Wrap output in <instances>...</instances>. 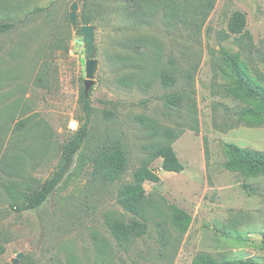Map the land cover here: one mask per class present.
Listing matches in <instances>:
<instances>
[{
	"label": "rangeland",
	"instance_id": "374dc122",
	"mask_svg": "<svg viewBox=\"0 0 264 264\" xmlns=\"http://www.w3.org/2000/svg\"><path fill=\"white\" fill-rule=\"evenodd\" d=\"M73 1L0 0V18L14 20L53 3L50 14H28L13 31L0 35V109L16 106L14 115H0V243L5 247L0 264H191L199 252L264 263V178L223 166L225 142L264 151V126L219 128L226 116L223 106H235L222 94L219 50L240 52L249 69L264 76V0H214L209 11L203 10L202 0H154L136 15H129L131 6L123 0H88L83 11L95 26L98 59L88 92V136L42 207L11 209L3 185L15 182L18 194L39 186L54 172L63 143L82 122L81 52L68 19ZM76 1L81 21L82 1ZM234 10L245 14L250 40L227 32ZM134 42L141 44L139 53L128 48ZM162 69L174 72L173 86L161 85ZM140 81L148 82V88ZM173 91L183 95L180 109L164 106L162 96ZM139 115L180 131L171 145L184 168L163 171L161 159L151 164L160 179L144 183L147 233L123 248L106 219L132 216L116 204V196L151 142ZM71 119L78 121L75 130L68 128ZM116 140L126 150V172L112 182L92 177L89 158ZM170 204L191 215L186 232L170 224ZM159 221L167 229L165 244ZM237 233L248 240L237 241ZM101 247L110 259L102 257Z\"/></svg>",
	"mask_w": 264,
	"mask_h": 264
},
{
	"label": "trees",
	"instance_id": "16d2710c",
	"mask_svg": "<svg viewBox=\"0 0 264 264\" xmlns=\"http://www.w3.org/2000/svg\"><path fill=\"white\" fill-rule=\"evenodd\" d=\"M81 1L82 12L80 14V20L82 24H89L90 17L83 11L88 0ZM123 1L131 6V10L128 12L129 15H136L138 11H142L145 7L148 6L147 8H149L151 5L150 2L154 0ZM201 5L204 11H209L214 6V0H202ZM52 6L53 3H49L46 6L35 7L27 12L22 19L0 18V35L13 31L20 22L26 19L28 14L36 12L50 14ZM227 32L239 38L246 37L250 40V35L246 29V16L243 12L239 10L231 12L227 21ZM55 42L57 41L55 40ZM248 44V41L244 43L243 49H246ZM128 48L135 53H139L141 44L134 42ZM64 50L67 51L68 47L64 46ZM219 54L222 64L220 66V73L224 79V82L221 84L222 94L235 102V106L232 108L226 105L223 106L226 116L222 119V125L219 128L228 130L238 125L253 127L264 126V76L258 69L250 70L248 64L242 60L240 52H231L225 47H221ZM158 76L163 87H170L176 83V77L172 71L162 69ZM81 80H83L82 77ZM119 82L124 86H129V82L124 78H120ZM139 84L148 88L149 83L140 81ZM162 99L164 106L169 109H180L183 104V95L179 91L166 93L162 96ZM79 101L83 112L82 117H80L82 121L81 125L63 143L61 157L54 172L36 188L21 191L20 194H18L19 191L17 190V184L15 182L3 185L6 194L9 196L10 207L13 211L38 210L70 171L73 163L76 161L77 153L80 151L88 136V125L92 114L89 93L87 96L84 94V86L81 88ZM15 109L16 106L13 103L8 104L7 107L0 109V115H14ZM136 118L138 123L147 130L151 142L144 147L146 155L139 166L132 172L130 181L123 183L119 187L116 196V204L124 212L130 213L132 216L130 218L121 216L106 219V225L111 236L117 245L123 248L147 233L148 223L145 207L147 191L144 183H156L160 179L158 171L154 167H151V164L156 159H161V169L163 171L181 172L184 168L183 163L178 159L171 145V142L179 136L180 131L176 132L147 116L139 115ZM23 125L24 122L21 121L17 124V128L20 129ZM223 151L226 157L223 164L225 169L232 172H239L246 177L264 178V151L242 147L233 142H225L223 144ZM77 161L84 162L82 159H77ZM89 162L91 164L92 170L90 175L92 177L102 181L112 182L120 179L127 170L126 150L122 143L116 140L112 144L99 148L89 158ZM262 192L264 193V186L262 187ZM169 209V222L172 227L179 233L186 232L192 221L191 215L175 204H170ZM158 227L159 236L165 244L168 238L165 223L162 225V222L159 221ZM260 235L261 247L264 249V230L261 231ZM235 237L237 241L242 243L248 240L242 233H237ZM4 250L5 247L0 243V254ZM100 250L103 251V258L110 259L111 256L107 254V249L105 250L104 247H101ZM191 264L264 263L252 258L218 259L208 253L199 252L194 256Z\"/></svg>",
	"mask_w": 264,
	"mask_h": 264
},
{
	"label": "water",
	"instance_id": "95a60500",
	"mask_svg": "<svg viewBox=\"0 0 264 264\" xmlns=\"http://www.w3.org/2000/svg\"><path fill=\"white\" fill-rule=\"evenodd\" d=\"M79 4L74 0L69 6L68 19L75 32L76 49L81 52L82 75L84 78V94L87 96L94 83V76L98 68L96 49L94 45L95 26L82 24L78 20Z\"/></svg>",
	"mask_w": 264,
	"mask_h": 264
},
{
	"label": "built area",
	"instance_id": "2783aa9c",
	"mask_svg": "<svg viewBox=\"0 0 264 264\" xmlns=\"http://www.w3.org/2000/svg\"><path fill=\"white\" fill-rule=\"evenodd\" d=\"M78 126H79V124H78V121L76 119H71L68 122V128L70 130H75V129H77Z\"/></svg>",
	"mask_w": 264,
	"mask_h": 264
},
{
	"label": "crops",
	"instance_id": "0c3cea01",
	"mask_svg": "<svg viewBox=\"0 0 264 264\" xmlns=\"http://www.w3.org/2000/svg\"><path fill=\"white\" fill-rule=\"evenodd\" d=\"M12 109H13V107H12Z\"/></svg>",
	"mask_w": 264,
	"mask_h": 264
}]
</instances>
